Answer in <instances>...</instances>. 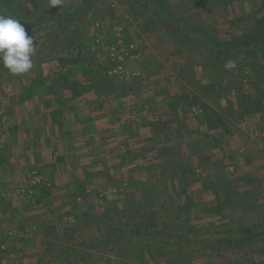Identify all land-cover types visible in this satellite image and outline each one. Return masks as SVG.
<instances>
[{
  "label": "rangeland",
  "instance_id": "374dc122",
  "mask_svg": "<svg viewBox=\"0 0 264 264\" xmlns=\"http://www.w3.org/2000/svg\"><path fill=\"white\" fill-rule=\"evenodd\" d=\"M71 1L51 6L50 0H1L0 6L4 5L9 16L26 29L33 21L62 11ZM79 1L81 5L78 3L70 15L62 16L67 20L48 29L46 37L39 39L29 72L12 75L0 68V264H39L40 257L44 264L66 248L74 247L78 239L75 234L67 236L70 231L66 229L73 212L84 208L95 213L102 230L115 223L143 222L144 206L134 205L138 198H143L137 182L154 176L158 177L160 218L165 223L167 211L170 221L177 216L182 226L190 224L208 231L230 229L239 234L246 228H263L264 56H254V63L245 70H239L237 60L228 55L223 56V64L210 63L206 41L243 38L261 32L260 0ZM156 6L170 14L176 24H167L157 14ZM0 15H4L1 10ZM113 38L117 39L109 45ZM79 47L88 70L95 62L101 65L106 56L117 64L109 71L115 83L110 99L103 92L81 90L79 95H94L93 100L99 102L101 109L113 108V114L117 112L125 122L122 127L112 123L117 119L108 118L105 110L100 117L93 116L103 124L99 135L104 140L91 158L79 161L81 166L71 171L62 152L72 153L81 148V143L75 145L70 140L63 143L62 152L47 153L51 157L50 170L58 172V180L54 181L50 179L51 173L46 175L47 167L41 165L45 162L42 151L32 154L33 166L28 169L18 164L26 153L14 148L33 147V139L31 142L27 133L18 145L9 141L20 137L29 127L36 136L38 121L43 120L40 110L56 95H62L63 105L70 107L75 100L76 106L79 95L69 93V83L64 84L65 78L59 75L61 65L56 58L75 56ZM229 60L235 62V68L224 67ZM79 70V66L69 64L62 72L72 82ZM34 76L37 82L33 81ZM49 84L53 85L47 87ZM43 95L49 97L44 99ZM168 101L174 102L172 109L179 115L178 120L170 117L172 109ZM257 102L259 109L254 106ZM154 119L158 121L152 122L159 124L161 120L166 122L158 126L157 138L161 151L171 143L174 145L170 156L161 153L157 158L145 153L152 143L142 141L139 135L146 121ZM213 120L220 122L218 127H210L215 124ZM112 137L118 145L109 143ZM168 138L171 141L166 144ZM137 154L139 157L133 162ZM97 158L103 162L99 172L93 166ZM166 160L176 164L175 173L166 172ZM32 171H43L49 178L46 181L50 183L51 194L40 197V201L35 199L38 185L28 194L27 181L17 186L20 181L13 177L27 179ZM127 175L135 182L131 186L120 184ZM170 175L175 178L172 188L173 192L178 191L181 203L189 200L181 211L166 204ZM112 178L116 184L109 188L108 179ZM118 191L122 193L119 195ZM73 194L84 195L85 199L78 197L80 209L65 216V212L71 213ZM128 203L131 210L120 211ZM114 240L121 244L113 251L100 247L89 250V264H264V231L251 241L235 240L222 248L200 240L196 243L198 251L184 249L183 253L171 254L168 251L172 245L187 246L183 238L175 239L162 232L151 235L125 232Z\"/></svg>",
  "mask_w": 264,
  "mask_h": 264
},
{
  "label": "trees",
  "instance_id": "16d2710c",
  "mask_svg": "<svg viewBox=\"0 0 264 264\" xmlns=\"http://www.w3.org/2000/svg\"><path fill=\"white\" fill-rule=\"evenodd\" d=\"M79 0H72L69 2L66 6L63 7L62 11H56L51 14V17L40 20L38 22H34L30 24L29 27L25 29L26 33L29 36L33 37V44L35 51L37 50V47L39 45V39L42 37H46V32L48 29H51L52 27L55 28L58 24H61L63 21L67 19H62V16L66 17L70 15L73 10L75 9V6L79 3ZM1 3V0H0ZM260 8L262 10V14L260 15V22L262 30L261 32H258L256 34H250V36H245L243 38H233L229 40H219L216 38H207L206 41L209 44L208 48H210L209 51V62H217L219 64H223V56H230L231 60L236 59L237 64L239 65V70H245L244 68L247 67L248 64L254 63L253 57H262L264 56V0H260ZM81 5V3H79ZM148 5V4H147ZM157 14H160L162 18L166 21L167 24L174 25L176 24L175 21L172 20V16L165 13L163 8H159L158 6L155 7ZM0 10L4 15L9 16L7 8L3 5L0 6ZM164 10V11H163ZM51 12V11H50ZM95 19H93V22ZM256 23H259L257 20H255ZM175 31L179 30V27L174 28ZM117 38H113L112 41H109V45L114 43ZM129 43V42H125ZM78 53L75 56H57L56 60L61 65L59 69V75L63 76L65 78L64 84H68L67 86L68 91L73 96H78L81 94L83 90L86 91H95L96 92H103L105 93L107 99H110V94L113 92V87L115 85L113 78L109 74V71H111L117 64L116 62H113L110 60L109 56H106L103 63L100 65L99 62H95V65L93 67H90V70H88V64H85V58L84 54L81 51V48H78ZM136 52V51H135ZM71 54V53H69ZM257 63V62H256ZM69 64L71 65H77L79 66V73L74 74V79L72 82H68L66 79V75L62 72L66 66ZM262 67H264V64H261ZM1 68V67H0ZM62 73V74H61ZM241 76L245 74H240ZM37 79V76L33 77V81L35 82ZM37 82V81H36ZM53 84L47 85V87L51 86ZM55 85V84H54ZM102 85V89H101ZM101 89V91H99ZM82 90V91H81ZM98 90V91H97ZM163 92V90L161 91ZM78 94V95H77ZM105 97V101H106ZM103 101V100H102ZM97 103V102H96ZM174 102H172L173 104ZM99 104V102H98ZM168 101V106L170 109L173 108L172 105ZM255 108L259 109L258 102L254 104ZM175 107V104H174ZM115 109V108H114ZM174 109V108H173ZM172 109V114L170 117L175 120H178L179 115L175 110ZM54 117V116H53ZM112 119H117V121L112 122L114 124L118 123L117 125H120L122 127L123 118L121 115H118L117 112H115L114 115L111 116ZM121 117V118H120ZM127 119H130V116L126 117ZM161 119V117L157 118ZM157 119L154 120H147V124L142 130V133L139 135V138L142 139V141H151L152 148L146 149L145 153L149 152L152 153L155 157H161V153L166 154L167 156H170L175 147L171 143L169 146H166V150L161 151L159 148L160 140L157 138V136L160 135V130L158 126H161L162 124L166 123L165 120H161V124L157 122L152 121H158ZM121 120V121H120ZM220 121V120H219ZM215 124L210 125V127H218L216 120H213ZM222 125V124H220ZM209 127V126H208ZM118 134V133H117ZM166 144L170 142L169 138L166 140ZM117 139L114 137L113 141L110 139V144L115 145L117 144ZM142 143V142H141ZM118 145V144H117ZM144 146V145H143ZM150 146V145H149ZM151 147V146H150ZM148 150V151H147ZM149 154V155H152ZM96 156V155H95ZM143 156V155H142ZM141 156V157H142ZM135 157H139L138 154L133 156V159L135 162ZM143 158V157H142ZM157 158H154L157 159ZM97 158L94 160L96 164L93 166H97L96 169L97 172L102 169L101 165L103 162L98 161ZM176 164H174L171 160H166V172L169 173H175L178 169L175 167ZM155 166H153L152 170H155ZM131 170V168H130ZM132 171V170H131ZM150 171V170H149ZM170 192H168L167 195V203H170L171 207H174L175 209H179L180 211L187 207V204H189V200H185L181 203V199L179 198L178 191H174L175 187V178L173 175H170ZM130 175H127L125 179H122L120 181V184L123 186L126 185H133L134 180L130 179ZM158 177L154 176L153 178H148L144 181H139L138 186L141 191V196L143 198L137 199V204L135 202V206L142 208L144 206V215L146 217V220H141L143 222H139V224H133V223H115L110 224L102 230L101 226H99L97 216L95 213L88 209H82L80 212H73L75 209L79 208L80 205L77 202V198L79 197L81 200H84V195L79 196L77 194H73L70 196L72 204H71V213L65 212V216L71 215V220L69 223V227H67L66 231H70V234H67V236H72L75 234L78 239L74 244V247L66 248L65 251L59 252L57 254V257L55 259H49L45 260L46 262L44 264H72V259L74 261H79L81 264H89V258H90V251L92 249H96V247H100L102 250H114L117 246H120L121 243L119 241L114 240V238L119 234H124L125 232L129 233L130 235L136 234H143L146 233L147 235H151L153 232H162L166 233V236L168 237H175L176 238H183L186 247L179 245H172V249H170L168 252L171 253H182L184 252V249L188 252L190 251H198L199 248H197L196 243L200 240H203L206 245H214L216 247H224L225 245H232L235 240L238 241H251L255 239L257 236L263 233L264 227H252V228H246L242 231V233L236 234L233 233L230 229H227L226 231H218L216 229H213L211 231H208L207 229H199L194 226H191L190 224L187 225H181L178 222V217L176 216V219H173L170 221V218L168 216V213L166 211V223L163 222V220L160 218L161 214V202L158 198V195L156 194L157 190V182L156 179ZM182 179V178H181ZM114 178L112 180L108 179V182L110 183L109 188L112 187V184L115 183ZM179 180V179H178ZM135 183V182H134ZM116 184V183H115ZM114 185V184H113ZM122 187V186H120ZM119 187V188H120ZM107 188V189H109ZM116 188V185H115ZM118 189V187H117ZM125 189V188H124ZM38 195L36 196V201H40V197H48L51 194V189L49 186H46L45 183H42L38 185L37 187ZM97 193V192H96ZM122 192L118 191V194L120 195ZM127 192H125L126 194ZM184 193V192H182ZM140 197V196H139ZM176 199V202L175 200ZM178 199V200H177ZM131 203V201L129 202ZM128 203L127 206H123V208L120 209V211H130L131 205ZM133 205V206H134ZM169 205V206H170ZM70 219V218H69ZM169 219V220H168ZM185 224V223H184ZM91 233V234H90ZM167 244V243H166ZM178 244V243H177ZM171 246V245H169ZM190 247V248H189ZM39 264L41 263L42 258H39ZM43 261V260H42ZM2 264V263H1ZM231 264H242L240 262L231 263Z\"/></svg>",
  "mask_w": 264,
  "mask_h": 264
},
{
  "label": "crops",
  "instance_id": "0c3cea01",
  "mask_svg": "<svg viewBox=\"0 0 264 264\" xmlns=\"http://www.w3.org/2000/svg\"><path fill=\"white\" fill-rule=\"evenodd\" d=\"M51 96V95H50ZM49 97V95H43V98L46 99ZM94 95L91 94H85V95H79L76 99L78 100V103L75 104L74 107L73 104L75 103V100L72 101L73 104H71V108L69 106L63 105L62 103V95L58 94L56 95V98L54 100L50 101L46 106L43 107V109L40 110L41 113V119L39 120L38 125L36 126V136L35 131L32 127L26 128L20 137H17L16 139H13V141L10 139L9 142L13 145H18L22 142L23 139H25V134L27 133L28 139H33V147H28L26 150H23L19 148L18 146L14 148L16 152H23L26 153L24 155L25 158L23 160H18V164L21 166H24V170L29 168L30 166H33L34 160H32V154L35 153H41L40 151L45 153V159L43 162L44 167H47L48 174L52 178L58 180L56 178L58 175V172L54 173L53 169L50 170V164H51V157H48L47 153H53L54 155L56 153L62 152V147L64 146L63 143L71 140L75 145L78 143H81V148L75 151V149L72 151V153L62 152L65 153L63 158H65L64 162L68 167H70V171L75 169L76 167L81 166L79 161H85L86 158H91L96 150L100 149L99 145L102 144V140L104 138L99 135V130L102 127V122L97 121V119H94L93 116L96 118L100 113H103L104 110L107 112V117L112 119L113 114V108H100L98 103L94 102L93 100ZM71 103V102H70ZM96 103V104H95ZM63 106V107H62ZM54 116V117H53ZM71 116V118H70ZM100 117V116H98ZM70 119V120H69ZM34 126V125H32ZM98 128V132H97ZM60 131V132H59ZM54 133L56 137V144H53V136L52 133ZM116 132V131H115ZM117 133H114V136ZM99 135V136H98ZM59 137V138H57ZM113 138H111V141H113ZM96 141V142H95ZM98 142V143H97ZM93 143H97L98 145H94ZM86 145V146H85ZM112 145V144H111ZM83 147V148H82ZM66 148V147H65ZM50 159V160H49ZM72 161V162H71ZM24 162V163H23ZM16 163V162H15ZM27 163V164H26ZM5 165V164H4ZM77 165V166H76ZM17 169H23L17 166ZM16 169V170H17ZM9 170V167L8 169ZM10 171V170H9ZM18 171V170H17ZM35 172V171H32ZM11 173V172H10ZM39 178L42 182H47L48 176L45 177L43 171L42 173H38ZM53 173V174H52ZM14 180L16 178L17 181H20V183H17V186L22 185L27 181L26 176L23 178H19L18 175L13 176ZM48 178V179H47ZM15 180V181H16ZM16 181V182H17ZM49 183V182H48ZM19 184V185H18ZM50 184V183H49ZM18 188V187H17Z\"/></svg>",
  "mask_w": 264,
  "mask_h": 264
},
{
  "label": "clouds",
  "instance_id": "9594fccd",
  "mask_svg": "<svg viewBox=\"0 0 264 264\" xmlns=\"http://www.w3.org/2000/svg\"><path fill=\"white\" fill-rule=\"evenodd\" d=\"M65 0H50L51 6H62ZM35 52L33 37L29 36L19 20L0 15V67L12 75L25 74L33 67ZM224 67L233 69L234 61L229 60Z\"/></svg>",
  "mask_w": 264,
  "mask_h": 264
},
{
  "label": "built area",
  "instance_id": "2783aa9c",
  "mask_svg": "<svg viewBox=\"0 0 264 264\" xmlns=\"http://www.w3.org/2000/svg\"><path fill=\"white\" fill-rule=\"evenodd\" d=\"M42 183H45L46 186H49L48 182H42L39 176L35 172H31L30 174L27 175V184H26L27 193L28 194L32 193V188ZM22 190L23 192H25L24 189ZM17 193H19V190L17 191Z\"/></svg>",
  "mask_w": 264,
  "mask_h": 264
}]
</instances>
